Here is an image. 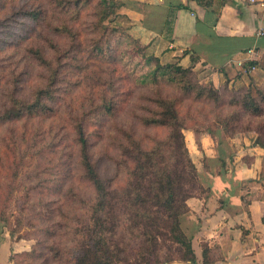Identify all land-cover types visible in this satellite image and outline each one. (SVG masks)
<instances>
[{"label":"rangeland","instance_id":"rangeland-1","mask_svg":"<svg viewBox=\"0 0 264 264\" xmlns=\"http://www.w3.org/2000/svg\"><path fill=\"white\" fill-rule=\"evenodd\" d=\"M61 1L64 4L69 0ZM72 2L76 3V0ZM56 5V0H0V103L7 99L10 90L17 89L21 96L30 98L47 81L50 72L33 56V50L43 49L52 59L57 53L61 55L60 59L57 56L53 59L54 67H58L60 73L56 96L50 103L58 113L50 117L26 118L22 122H0V210L5 209L8 219L7 222L0 220V224H7L5 232L12 240H28L32 247L37 248L36 256L17 257L20 264H72L70 250H73L76 238L75 228L86 217L94 198V190L82 175L78 163V149L63 144L57 152L54 151L56 138L59 142L66 140L68 114L85 116L91 157L101 175L112 181V187L113 157L121 132L163 136L166 131L145 128L135 117L136 114L147 113L146 107L152 106L150 99L157 89L165 96L182 99L181 117L187 127L185 139L190 147L194 146L191 128L213 131L221 126L216 121L218 115H228L236 110L239 121L230 127L233 129L254 127L260 120L240 106L231 105L230 101L243 86L250 85L254 93L257 87L264 90V79L245 75V80L237 85L236 81L233 83L226 77L216 85L211 79L210 69L189 65L193 69L188 76L191 82L208 85L212 82L223 96L222 104L198 100L195 92L185 94L166 80L157 87L149 80H143V75L155 63L148 62V59L155 56L161 64H167L178 62V57L171 58L157 44H146L140 40L132 32L133 24L125 17L106 22L105 29L98 28L93 10L89 9L84 11L77 25L82 37L72 43L65 35H57L51 30L48 16L52 15V8ZM32 9L43 11L40 20L24 13ZM113 28L118 30L113 31ZM97 40L102 49L94 46ZM56 46L68 50L57 51ZM139 49L144 51L139 52ZM121 92L125 96H119ZM113 98L119 100L118 107L114 114L107 113L103 106L113 103ZM232 130L225 131L231 135ZM247 131H254L255 140L257 132L253 129L243 132ZM195 154L196 162L202 163L201 153ZM17 170L20 171L18 177L15 174ZM45 178L50 186L65 184V194L70 198L62 207L65 216L59 211V203L53 202L48 207L41 203V198L48 195L43 197L34 186L35 182ZM67 184H72L73 190H66ZM54 196L57 198L59 195ZM52 205L55 206L53 215L47 211ZM48 229L55 231L53 239L47 233ZM55 245L69 248L63 250L64 255L60 259L52 258L54 251L51 249ZM183 263L186 262H175Z\"/></svg>","mask_w":264,"mask_h":264},{"label":"trees","instance_id":"trees-1","mask_svg":"<svg viewBox=\"0 0 264 264\" xmlns=\"http://www.w3.org/2000/svg\"><path fill=\"white\" fill-rule=\"evenodd\" d=\"M81 1L76 0L74 3L69 0L63 4L61 0H56L57 5L52 8V15L48 16L51 30L57 35H65L72 43L82 37L77 25L86 9L93 10L94 22L98 28H107L106 22L115 21L119 17L131 21L126 14L120 12V8L127 3L126 0H83L82 3ZM197 1L202 6H214L215 12L221 9L220 6L214 5L215 0ZM24 13L37 20L44 14L43 11L36 9L25 10ZM115 30L118 28H113V31ZM127 36L132 39L129 34ZM94 46L102 49L98 40ZM56 50L68 49L56 46ZM55 55L58 59L61 58L58 53ZM33 56L48 68L50 73L47 81L37 88L30 98L21 96L17 89L10 90L7 99L0 103L1 123L22 122L26 118L44 115L50 117L58 113L50 104L55 99L59 82V68L54 67L53 62L56 56L50 59L43 49L33 50ZM150 61L155 62L154 67L143 75L144 81L149 80L159 87L162 81L166 80L185 94L195 92L198 100L222 104L223 96L212 82L209 85L191 82L188 78L193 72L191 66L183 65L180 60L161 64L155 56L150 57L148 62ZM237 92L230 104L240 106L245 112L260 120L254 127L230 128L239 121V114L235 110L228 115L216 116L217 124L221 125L217 128L229 131L233 129L231 135L253 129L257 132L254 144L264 148V90L257 87L254 93L253 88L248 85ZM120 95L124 93L121 92ZM150 101L152 106L146 107L147 113L136 114L135 117L145 128L166 131L163 136L152 134L142 136L136 131L121 132L117 138V152L113 157V187L112 181L101 175L91 157L85 116L68 114V122L65 124L66 140L59 142L56 138L53 142L55 152L63 144L78 149V163L82 175L94 190V198L88 206L87 215L75 228L76 238L73 250H70L72 264H175L176 261L195 264L197 261L192 245L193 235L184 231L181 218L190 210L188 199L207 193L209 188L203 186L200 172L186 143L184 130L187 127L181 117L182 99L165 96L157 89ZM118 103L119 100L113 98V103L105 104L103 108L107 113L114 114ZM191 130L196 133L199 146L198 134L212 132L210 129ZM69 154L67 152V156ZM205 165L208 167V164ZM19 173L18 170L15 172L17 177ZM73 188L72 184L66 186V190ZM34 189L43 197L48 195L40 200L43 206L48 207L53 202L59 203V211L65 216L62 207L70 200L64 191L65 184L50 186L45 178L39 183L35 182ZM56 194L59 195L57 198L54 196ZM74 195L77 193L74 192ZM47 211L53 215L55 206H49ZM47 216L48 214L45 217ZM0 220L8 221L5 209L0 210ZM0 225L5 228L7 224L4 222ZM47 233L52 239L56 236L54 230L48 229ZM64 249L69 248L53 246L52 258H62ZM36 251V246L28 251H12L10 258L14 264H20L17 257L30 258L37 255ZM210 252L208 244H203L206 264L210 263Z\"/></svg>","mask_w":264,"mask_h":264},{"label":"crops","instance_id":"crops-1","mask_svg":"<svg viewBox=\"0 0 264 264\" xmlns=\"http://www.w3.org/2000/svg\"><path fill=\"white\" fill-rule=\"evenodd\" d=\"M260 1L215 0L221 8L215 12L214 6L197 0H126L120 12L131 19L133 34L144 43L157 44L185 66L210 69L216 85L226 77L238 85L245 75L264 79ZM190 134L194 146L188 144V149L209 188L188 199L190 210L181 218L184 231L193 235L195 264H206L203 244L211 248L209 264H264V148L254 144V131L231 136L216 127L200 133V146L196 133ZM196 152L202 163L194 159ZM31 247V241L12 240L0 225V264H14L12 251Z\"/></svg>","mask_w":264,"mask_h":264},{"label":"built area","instance_id":"built-area-1","mask_svg":"<svg viewBox=\"0 0 264 264\" xmlns=\"http://www.w3.org/2000/svg\"><path fill=\"white\" fill-rule=\"evenodd\" d=\"M251 2H255L256 0H250ZM261 5H264V0L259 2Z\"/></svg>","mask_w":264,"mask_h":264}]
</instances>
